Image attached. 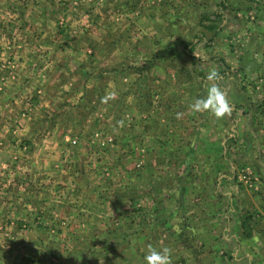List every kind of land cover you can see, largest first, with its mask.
I'll return each mask as SVG.
<instances>
[{"label": "crops", "instance_id": "1", "mask_svg": "<svg viewBox=\"0 0 264 264\" xmlns=\"http://www.w3.org/2000/svg\"><path fill=\"white\" fill-rule=\"evenodd\" d=\"M31 1L0 0V3H8L9 13L21 14L27 20ZM79 15L87 16L84 12L76 14ZM31 17L41 18L36 12ZM249 17H256L257 21L249 24L248 39L237 31L240 29L230 33L236 39L243 37L251 42V50L259 51L255 43L260 42V52L264 51V23L259 26L264 12ZM25 26L19 30L22 41L10 46L1 42L6 38L0 30V57L11 58L15 66L11 77L4 72L0 86V168L18 145L27 144L23 149L30 148V152L21 159L20 177L34 179L37 183L32 187L41 189L34 193L41 198L36 200L33 212L29 208L18 210L11 205L13 196L5 190L0 197V237L5 235V227L21 224L27 228L46 227V201L41 200L60 186L50 189L45 183L43 187L47 172L39 166L46 161L44 154L53 147L55 154L61 156L59 146L64 141L60 133L78 135L79 147L83 138L78 132L84 134L97 128L111 135L118 131V140L112 135L114 148H128L134 154L127 166L126 159L118 163L119 179L122 177L132 185L115 190L96 189L103 196L99 206L87 200L85 203L76 200L72 207L60 206L71 212L73 220L70 215L67 219L70 226L81 227L85 221L87 229L85 248L72 243L70 249L74 246L75 249L63 254H68V261L61 259L55 264H95L96 257L88 249L92 237L101 233L109 239L103 240L107 246L102 243L112 252L104 248L96 259L97 264H145L144 256L150 244L170 248L172 264H259L261 261L264 264V86L260 91H246L248 95L244 94L242 101L236 86L234 89L231 85L237 75L223 71L224 65L218 59L196 54L199 49H211L206 44L207 47H202V41L175 44L174 39L166 38L160 46L151 43L154 39L143 45V39L140 42L138 38L142 35L129 31L131 38L109 43V35H97L98 30L86 26L67 32L41 28L38 22H28ZM218 30L215 26L202 28L198 35L204 39L216 34L219 42L224 34ZM258 34L261 37L256 39ZM218 44L223 52L222 43ZM174 51L180 52L181 63H185L169 69L175 63L170 55ZM109 55L115 56L111 60ZM254 61L246 65V78L250 84L264 83V55ZM207 63L220 72L221 87L232 105L231 115L223 119H216L208 112L189 111L194 99L206 95V75L197 69ZM235 65L236 62H230V67ZM228 84L231 91H227ZM113 91L117 98L101 103V98ZM177 113L183 114L181 118L177 119ZM118 121H123L122 127ZM67 158L68 155L63 159ZM109 159L116 162L112 157ZM69 161L76 163L67 175L55 170L48 178L69 179L74 184L70 191L77 192L75 181L83 178L80 176L83 169L78 166V156L71 155ZM189 163L202 168L201 173L195 176L192 186L185 182L178 185L176 178L181 179L180 173L177 171L176 177L172 170ZM245 171L259 176V182L250 185L243 181L241 175ZM16 173L2 169L0 179L7 183ZM27 185L24 181L21 187ZM83 193L94 195L93 189L86 186L81 187L79 196ZM177 193L182 196L180 199ZM177 226L179 231L175 230ZM11 233V237L4 236L6 241L0 238V243L3 248L18 250H14V256L7 262L2 259L3 264H44V253L35 249L42 242L38 236L25 233L15 240ZM141 248L144 252L138 251ZM11 252L9 248L6 254Z\"/></svg>", "mask_w": 264, "mask_h": 264}, {"label": "rangeland", "instance_id": "2", "mask_svg": "<svg viewBox=\"0 0 264 264\" xmlns=\"http://www.w3.org/2000/svg\"><path fill=\"white\" fill-rule=\"evenodd\" d=\"M4 1L5 0H3V2ZM29 6L30 9H27L29 11L26 12L28 19L26 20L21 14H16L15 12L9 13L10 5H8V3H0V30L5 32L6 38V41L2 40L1 42H3L4 45H16L18 42L22 41V38L19 35V30L20 27H26L25 24L28 22H38L41 28L45 27L48 30L53 29L59 32H67L73 28L79 29L86 26L89 29H92V31L98 30L97 35L100 33H106L109 35V43L119 42L120 39L125 40V37L127 39L131 38L129 31L141 34L142 36L138 38L139 41L141 38L143 39L142 42L140 41L143 45L149 44V41L154 39L151 43H157V45L160 46L164 43L166 38H172L174 39L173 41H179L180 43H195L202 41V47H207L206 45H208L211 49H199L200 52L195 53L200 54L202 58L209 59L210 56H212L210 59H218L224 65L222 68L223 71H226L228 75L231 74L234 77L237 75L235 83H232L231 85L234 89L236 86L242 101L243 96H245L244 94L248 95V92L246 91H260L264 86V83L259 82L250 84L249 80L246 78L247 75L245 72L247 63H252L255 62L254 60L261 59V54L264 55V51H261L262 53L260 52V42L258 43L257 40L255 44L259 51L256 49L251 50L252 43L248 42V40L245 41L243 38L245 36L244 34L247 35V39L249 38L251 32H249L250 30L248 26L257 21L256 17L250 18L249 15L251 14L253 16V14L263 13L264 0H32L29 3ZM16 7H20L19 4H17ZM135 10L138 13L135 14ZM33 12H36L38 15L40 14L41 18H32L31 14ZM81 12L86 13L87 16H76V14ZM139 12L141 13L139 14ZM215 14H217L216 17ZM213 22L215 25L212 24ZM263 23L264 20H260L259 26H261L260 24L263 26ZM207 26H215L217 29L219 28L218 31L224 34L219 40V42L222 43L220 46L223 47V52L218 48L219 42L216 34H212L204 39L203 35H198L201 34L200 29L212 28H208ZM124 28H127L128 30L124 32ZM236 28L241 30L237 31L239 33L241 32V35H244L243 37L236 39L235 36H233L235 35L233 33ZM232 31L233 33L231 34L230 32ZM149 32H152V34ZM149 34H151V36ZM260 37L261 35H256V39H259ZM145 52L147 53V51ZM148 54H150V52H148ZM96 55L99 56L100 52H97ZM170 55L172 61L175 63L170 66L169 69H174L176 66H181L185 63V61L181 63L183 57L180 55L179 51L171 52ZM213 55L215 57H213ZM114 56L115 55H109L111 60ZM10 59L11 58L6 56L0 57V71L3 72L0 77V86L3 85L5 74L10 77L13 75L15 66ZM233 61L236 62V65L230 67V62ZM115 64L116 63H114L113 66H116ZM211 67L210 63H207L204 67L201 66L198 68L197 71L198 73H204L206 75ZM229 69L231 71H229ZM5 71L6 73L4 74ZM245 86L247 87L245 88ZM193 87L195 88V86ZM241 87L245 89H242ZM231 90L230 84H228L227 91ZM54 129L55 127L51 130V134H53ZM96 129L97 128H95V130L92 129L84 134L78 132L83 138V143H81L79 147H77L80 142L78 135L70 136L69 134L60 133L59 137H62L64 141L63 146H59L60 155L62 157L55 154V149H52L53 147H49L47 149L49 152L44 154V159L46 160L44 164L40 165L39 159H36L40 168L41 166L44 169L46 168L47 176L44 178V183H42L43 187H45V183L50 189L60 186L59 189L53 190L49 193V196H45V198L41 200L46 201V227L27 228L25 224H21L12 228L5 227L3 229V234L7 237H11V232L13 231V234L15 235L13 237L15 240L24 237L23 234L25 233L38 236L37 238L40 241L42 240V242L36 244L35 249L44 253V256L42 255L44 264H46V262L55 264L56 262H60L61 259H63V261H68V254H63L69 252L71 249H75V246L70 249L72 243H76V246L81 245L85 248L83 243V241H85V231L87 229L85 221L84 225L81 227L70 226V222L67 219L71 216V212L69 214L67 210L60 206L68 205L72 207L71 205L76 200H80L76 203H85V200H87L89 201V204L99 206L103 203V201L99 202L103 196H99L96 189L100 190V188L105 187L109 190H115L121 186L132 185L130 181L125 180L122 177L119 179L121 173H119L120 170L118 168V163L121 160L126 159L125 166H127L128 160L130 157H133L134 154L128 152V148H114L115 140L112 135L118 140L120 137L118 131H115L114 133L112 132L113 134L111 135L103 131L99 132ZM64 137L66 139H64ZM107 138H110L111 140L109 143H105ZM26 145L27 144L21 146L18 145L16 149L13 150L12 155L7 157V160L0 168V170L9 168L11 171L17 172L12 177V181L6 183L2 178L0 179V197L4 195L6 190L13 196V200H11V205L13 207L15 205L18 210L23 209L24 211L29 208V210L33 212L36 208V200L40 201L41 198V195L34 193V191H39L41 189L32 187L36 186L37 183L34 179L25 180L21 178L22 173L20 168L23 165L21 159L30 152V148L24 150L26 149ZM169 150H172L171 146H169ZM80 152H82V156L80 155ZM66 155H68V158L67 160H64L63 158L66 157ZM71 155L75 157L78 156V166L83 169L80 175L83 178H79L75 181V184L78 185L77 192L74 190L70 191L74 188V184L72 183L73 181L69 179H64L63 177L59 179H55L54 177L48 178L51 174H54L52 172L55 170H60L62 175H67L74 168L73 165L76 163L69 161ZM111 157L116 160L115 163L109 159ZM201 169L198 165L189 163L186 164L184 168L173 169L172 172L176 173V177L179 175L181 176L180 180H177L175 177L178 185L185 182V185L192 186L191 184H194L196 179L195 176L201 173ZM177 171L180 173L179 175L177 174ZM77 172L80 171L77 170ZM245 172L249 175L256 176L251 171ZM87 175H95L97 177L87 178ZM256 177H258V180L260 179L259 176ZM24 181L28 183L26 188L21 187V184ZM32 181H34V183H30ZM68 186L70 189L67 188ZM82 186L88 188L91 187L94 195H86L83 193L79 196V191ZM177 196L179 199L182 197L179 193H177ZM187 199L192 200L190 197H187ZM0 200L2 199L0 198ZM8 202H10V199ZM49 208L51 209L50 211L48 210ZM10 213L11 211L6 215H10ZM70 218L73 220L72 216ZM21 220L23 221L24 219ZM182 230L183 231L180 233L181 236L184 235L185 231L184 228ZM5 235L0 237L2 241H4L3 238H5L6 241V237H4ZM105 238L106 237L103 233L92 237L93 243L90 244L91 248L88 250H92V253H94L97 260L99 254L103 252V249L107 246L103 240L107 241L109 239ZM99 241H101V243H98ZM137 244L142 246L140 242ZM9 248L12 252L6 254L9 252ZM9 248H3V243H0V264H3L2 259L7 262L12 256H14V250H18L17 247L16 249ZM29 248L32 247L29 246ZM106 250L112 252L111 248H106ZM142 250L143 249L141 248L138 251L144 252ZM192 252L197 253L195 249H193ZM96 259L94 258L95 264H97ZM142 261L144 260L142 259ZM261 262H259V264Z\"/></svg>", "mask_w": 264, "mask_h": 264}, {"label": "clouds", "instance_id": "3", "mask_svg": "<svg viewBox=\"0 0 264 264\" xmlns=\"http://www.w3.org/2000/svg\"><path fill=\"white\" fill-rule=\"evenodd\" d=\"M205 80L207 82L206 95L198 97L189 105V111L192 113L208 112L216 119H223L230 116L232 105L228 99L225 90L221 87V74L216 68L207 71ZM117 94L113 92L106 93L101 98V103H107L109 100H115ZM183 114L177 113V119ZM118 126H123V121L117 122ZM175 230L179 231L178 226ZM259 241V237H254ZM145 264H172V250L168 247L156 248L153 245L147 246L144 256Z\"/></svg>", "mask_w": 264, "mask_h": 264}, {"label": "built area", "instance_id": "4", "mask_svg": "<svg viewBox=\"0 0 264 264\" xmlns=\"http://www.w3.org/2000/svg\"><path fill=\"white\" fill-rule=\"evenodd\" d=\"M110 141H111L110 138H107V141L105 143H109ZM241 179L246 183H249L250 185L251 184L255 185L257 182H259L258 177L249 175L247 172L241 175Z\"/></svg>", "mask_w": 264, "mask_h": 264}, {"label": "trees", "instance_id": "5", "mask_svg": "<svg viewBox=\"0 0 264 264\" xmlns=\"http://www.w3.org/2000/svg\"><path fill=\"white\" fill-rule=\"evenodd\" d=\"M216 16H217V14H215V17H216ZM207 27H208V26H207ZM210 27H212V26H209V28H210ZM176 42L180 43L179 41H176ZM176 42H175V43H176ZM184 43H185V42H184ZM176 44H177V43H176ZM185 44H186V43H185Z\"/></svg>", "mask_w": 264, "mask_h": 264}]
</instances>
